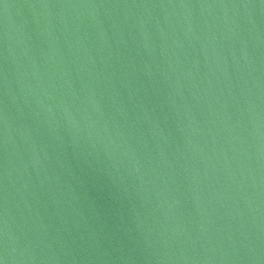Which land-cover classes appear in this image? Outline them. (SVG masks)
<instances>
[{"label":"water","instance_id":"obj_1","mask_svg":"<svg viewBox=\"0 0 264 264\" xmlns=\"http://www.w3.org/2000/svg\"><path fill=\"white\" fill-rule=\"evenodd\" d=\"M0 264H264V0H0Z\"/></svg>","mask_w":264,"mask_h":264}]
</instances>
